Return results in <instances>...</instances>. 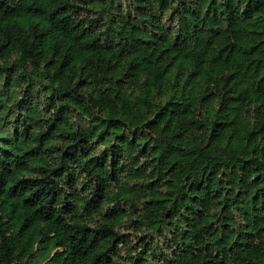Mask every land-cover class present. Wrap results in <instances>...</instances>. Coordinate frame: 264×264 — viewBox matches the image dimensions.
<instances>
[{"label":"clouds","instance_id":"clouds-1","mask_svg":"<svg viewBox=\"0 0 264 264\" xmlns=\"http://www.w3.org/2000/svg\"><path fill=\"white\" fill-rule=\"evenodd\" d=\"M0 264H264V0H0Z\"/></svg>","mask_w":264,"mask_h":264}]
</instances>
